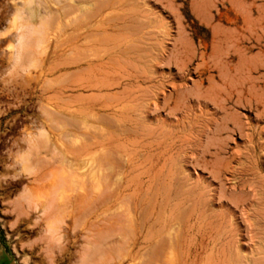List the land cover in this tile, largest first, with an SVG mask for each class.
Here are the masks:
<instances>
[{"label": "rangeland", "instance_id": "1", "mask_svg": "<svg viewBox=\"0 0 264 264\" xmlns=\"http://www.w3.org/2000/svg\"><path fill=\"white\" fill-rule=\"evenodd\" d=\"M5 259L264 264V0H0Z\"/></svg>", "mask_w": 264, "mask_h": 264}, {"label": "bare ground", "instance_id": "2", "mask_svg": "<svg viewBox=\"0 0 264 264\" xmlns=\"http://www.w3.org/2000/svg\"><path fill=\"white\" fill-rule=\"evenodd\" d=\"M84 1V0H83ZM87 1V0H86ZM60 2H61V0H60ZM71 7H73V6H71ZM64 8V7H63ZM64 10V9H63ZM74 12V11H73ZM76 13V12H75ZM86 17V16H85ZM59 28H62V27H59ZM99 34V33H98ZM75 35V34H74ZM101 35V34H100ZM142 50V49H141ZM90 52V51H89ZM74 53V52H73ZM72 53V54H73ZM69 54V53H68ZM90 54V53H89ZM71 55V54H70ZM92 55V54H91ZM146 55V54H145ZM79 58H81V57H79ZM138 60V59H137ZM128 63V62H127ZM126 63V64H127ZM87 69V68H86ZM121 73V72H120ZM96 87V86H95ZM130 87V86H129ZM128 87V88H129ZM112 88V87H111ZM218 95V94H217ZM109 99V98H108ZM126 99V98H125ZM129 101V100H128ZM215 103L219 106L220 105V103H219V100H218V98L216 97V100H215ZM257 103V105H258V107L260 106V103L259 102H256ZM129 107H130V105H129ZM133 108V107H132ZM106 117V116H105ZM106 118H108V117H106ZM122 119V118H121ZM123 120H124V118H123ZM105 121V120H104ZM113 124V123H112ZM117 124V123H116ZM128 127V126H127ZM130 129V128H129ZM119 130V129H118ZM127 130V129H126ZM95 137H96V135H95ZM110 139H111V137H109V136H107V135H102V140L101 141H99V142H97V145H99L100 147H102V149H105V148H107V145L110 143ZM92 140H94V138L92 139ZM87 145V144H86ZM85 146V145H84ZM126 184H128V181H127V183ZM130 185L128 184V185H126L125 186V189H127L128 187H129ZM102 197V196H101ZM100 197V198H101ZM108 200V199H107ZM107 200L105 199V200H103V198L102 199H99V201H97V202H99V205H102V204H104V203H107ZM110 200H111V198H110ZM101 202H103V203H101ZM109 202V201H108ZM107 204H109V203H107ZM111 205V204H110ZM98 206V205H97ZM99 208V207H98ZM107 208V207H106ZM97 209V208H96ZM95 209V210H96ZM101 213H103V212H101ZM98 215V214H97ZM99 216V215H98ZM101 216V215H100ZM99 216V217H100ZM103 216V215H102ZM103 217H105V216H103ZM107 217H109V216H107ZM98 219V218H97ZM100 220V219H99ZM98 222H101V220L100 221H98ZM105 224V223H104ZM106 225V224H105ZM104 225V226H105ZM97 226H98V224H97ZM111 226V225H110ZM102 228V227H101ZM108 229H109V227H108ZM105 230V229H104ZM110 230V229H109ZM108 231V230H107ZM103 232V231H102ZM104 233V232H103ZM107 233V232H106ZM111 234V233H110ZM104 237L103 238H105V239H103L102 238V242H103V240H106V235H103ZM108 236V235H107ZM109 237H110V235H109ZM144 239V238H143ZM104 243V242H103ZM107 245V244H106ZM157 246V245H156ZM110 248V247H109ZM162 254H163V251L162 250H160L159 249V247L157 248V252H156V254H155V258H156V260H158V261H160L161 260V257H162ZM155 261V260H154ZM158 261H157V263H158ZM164 261V260H163ZM144 262H146V260L144 261ZM151 262V261H150ZM261 262V261H260ZM156 263V264H157ZM159 264V263H158Z\"/></svg>", "mask_w": 264, "mask_h": 264}, {"label": "water", "instance_id": "3", "mask_svg": "<svg viewBox=\"0 0 264 264\" xmlns=\"http://www.w3.org/2000/svg\"><path fill=\"white\" fill-rule=\"evenodd\" d=\"M0 264H13V262H11V261L8 260V259H5V260H1V261H0Z\"/></svg>", "mask_w": 264, "mask_h": 264}]
</instances>
